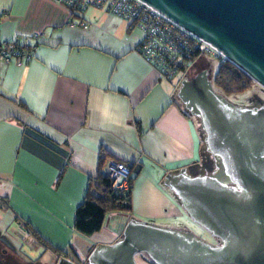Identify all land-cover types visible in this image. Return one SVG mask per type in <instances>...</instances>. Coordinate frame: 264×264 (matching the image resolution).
Masks as SVG:
<instances>
[{
  "label": "crops",
  "instance_id": "obj_1",
  "mask_svg": "<svg viewBox=\"0 0 264 264\" xmlns=\"http://www.w3.org/2000/svg\"><path fill=\"white\" fill-rule=\"evenodd\" d=\"M33 35L29 63L0 64V259L85 264L129 221L180 215L165 176L197 171L200 134L178 97L185 79H161L135 51L142 34L128 22L96 8L78 18L51 0H0V38ZM100 157L130 168L131 210L85 236L74 213Z\"/></svg>",
  "mask_w": 264,
  "mask_h": 264
},
{
  "label": "water",
  "instance_id": "obj_2",
  "mask_svg": "<svg viewBox=\"0 0 264 264\" xmlns=\"http://www.w3.org/2000/svg\"><path fill=\"white\" fill-rule=\"evenodd\" d=\"M140 1L264 88V0ZM178 97L199 120L216 171L191 175L181 169L164 183L188 217L220 243L131 220L120 239L98 244L85 264H137L139 254L153 264H264V107L232 104L214 92L205 71L182 81ZM56 264L77 263L59 257Z\"/></svg>",
  "mask_w": 264,
  "mask_h": 264
},
{
  "label": "built area",
  "instance_id": "obj_3",
  "mask_svg": "<svg viewBox=\"0 0 264 264\" xmlns=\"http://www.w3.org/2000/svg\"><path fill=\"white\" fill-rule=\"evenodd\" d=\"M72 16L81 18L89 8L103 9L139 30L142 38L135 51L168 82L186 79L202 57L226 61L210 44L184 30L140 0H51ZM78 16H77V15ZM41 35L29 41H5L0 38V64L22 67L33 59ZM104 175L117 193L129 191L130 168L123 162L104 160Z\"/></svg>",
  "mask_w": 264,
  "mask_h": 264
},
{
  "label": "trees",
  "instance_id": "obj_4",
  "mask_svg": "<svg viewBox=\"0 0 264 264\" xmlns=\"http://www.w3.org/2000/svg\"><path fill=\"white\" fill-rule=\"evenodd\" d=\"M196 65L198 67L196 71L197 74L205 71L214 92L224 98L242 94L246 92L252 84H254L248 76L227 61H220L218 63L216 73L212 78L209 76V64L207 62H201L200 65ZM186 114L192 117L187 110ZM100 159L99 171L95 177L96 184L95 186H92V181L89 182L87 193L74 213L73 228L77 234L90 236L97 233L103 227L105 218L108 214L115 212L128 214L131 210L130 189L128 192L123 194L112 190L110 187V181L107 176L104 175L102 169L104 160L102 157H100ZM132 181L133 178L130 175V187ZM93 187L97 190V195L90 193ZM44 246L52 250L54 254L59 255V251L51 249L46 243H44ZM148 261L153 264L149 259ZM8 262L9 264H19L15 260L14 262L12 260Z\"/></svg>",
  "mask_w": 264,
  "mask_h": 264
},
{
  "label": "rangeland",
  "instance_id": "obj_5",
  "mask_svg": "<svg viewBox=\"0 0 264 264\" xmlns=\"http://www.w3.org/2000/svg\"><path fill=\"white\" fill-rule=\"evenodd\" d=\"M202 59V60H201ZM196 63L198 65L201 64V62H207L209 64V76L212 78L217 70L218 63L220 62L218 59L209 58V57H202ZM198 67L194 68L193 71L187 76V79H190L194 77L197 74ZM254 83V82H253ZM259 97L261 99H264V88L257 85L256 83L252 84L251 87L242 94L232 95L229 97H225L229 102L235 105H248L251 103V101L255 98ZM190 113V112H189ZM192 116V115H191ZM193 117V116H192ZM193 121L197 127V130H199L200 134V140H201V147L203 144L202 139L204 138V133L201 131L199 120L195 117H193ZM173 215V214H172ZM171 214H159V215H153L151 219H145L144 217H139L138 219L142 223H150L155 226H161V227H168L173 229H181L182 227L186 228L188 231H191L192 234L195 235V237L212 243V238L204 232L196 223H194L188 215L182 210H180V215L178 216H172ZM168 217V218H167ZM145 255H136L135 261L137 264H151L148 261V258ZM38 262L40 264H49V260L45 256L37 255Z\"/></svg>",
  "mask_w": 264,
  "mask_h": 264
},
{
  "label": "flooded vegetation",
  "instance_id": "obj_6",
  "mask_svg": "<svg viewBox=\"0 0 264 264\" xmlns=\"http://www.w3.org/2000/svg\"><path fill=\"white\" fill-rule=\"evenodd\" d=\"M183 104V103H182ZM235 105V104H234ZM184 106V104H183ZM239 107H245V108H249L252 110H258L264 107V99H261L259 97H255L250 104L248 105H236ZM185 108V106H184ZM200 125V122H199ZM201 131L204 133L201 125H200ZM205 133H204V138L202 139L203 144H202V156H201V163L197 168V171H190L191 175L194 174H198V175H203V174H209V173H213L214 171H216V160L215 158L211 155V153L208 152L206 144H205ZM175 199L177 202H179L175 196ZM199 226V225H198ZM200 227V226H199ZM202 230H204V232H206L207 234H209V236L212 238V243H210L211 245H218L220 243L219 239L216 237H213L209 232H207L205 229H203L202 227H200ZM178 230H182L185 232H189L192 234L191 231H188L186 228L182 227L181 229ZM194 235V234H193ZM195 236V235H194ZM197 238V237H196ZM199 239V238H198ZM201 240V239H200ZM203 241V240H202ZM206 242V241H205ZM209 243V242H208ZM139 255H143V254H139ZM1 264H9L8 260L3 261L2 259H0ZM29 264H33V263H29Z\"/></svg>",
  "mask_w": 264,
  "mask_h": 264
}]
</instances>
